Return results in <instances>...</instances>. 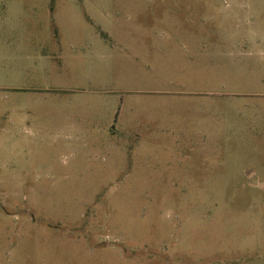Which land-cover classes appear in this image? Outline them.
Returning a JSON list of instances; mask_svg holds the SVG:
<instances>
[{"label":"rangeland","instance_id":"obj_1","mask_svg":"<svg viewBox=\"0 0 264 264\" xmlns=\"http://www.w3.org/2000/svg\"><path fill=\"white\" fill-rule=\"evenodd\" d=\"M0 264H264V0H0Z\"/></svg>","mask_w":264,"mask_h":264}]
</instances>
